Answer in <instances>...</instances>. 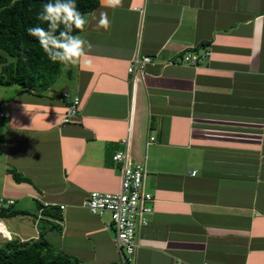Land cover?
Segmentation results:
<instances>
[{"label":"crops","instance_id":"crops-1","mask_svg":"<svg viewBox=\"0 0 264 264\" xmlns=\"http://www.w3.org/2000/svg\"><path fill=\"white\" fill-rule=\"evenodd\" d=\"M98 1L85 60L38 92L0 87V197L19 212L0 217V244L41 233L78 264H118L111 217L82 203L118 191L127 150L153 196L135 264H264V0ZM186 50L210 54L191 66L176 61ZM135 53L153 60L133 77ZM63 92L81 100L78 123L60 122Z\"/></svg>","mask_w":264,"mask_h":264},{"label":"trees","instance_id":"trees-1","mask_svg":"<svg viewBox=\"0 0 264 264\" xmlns=\"http://www.w3.org/2000/svg\"><path fill=\"white\" fill-rule=\"evenodd\" d=\"M47 0H0V86L17 85L22 90L38 92L52 85L63 65L50 62L33 37L25 29L39 21L36 14ZM85 14L98 7V0H77ZM46 26V25H45ZM25 56L27 59H25ZM16 182L27 181L11 172ZM19 213L0 208V217ZM51 229L60 231L58 226ZM77 258L53 247L39 235L37 239H10L0 244V264H78ZM117 264V263H109ZM119 264V263H118Z\"/></svg>","mask_w":264,"mask_h":264},{"label":"built area","instance_id":"built-area-1","mask_svg":"<svg viewBox=\"0 0 264 264\" xmlns=\"http://www.w3.org/2000/svg\"><path fill=\"white\" fill-rule=\"evenodd\" d=\"M210 52L202 54L183 51L175 56L176 61L197 66L204 62ZM153 58L148 55L135 53L129 61L127 71L133 77L142 74L146 66L152 63ZM62 98L67 101V106L61 118L62 124L78 123L80 121V98L68 92L62 93ZM2 105L0 103V109ZM0 117H9L6 112L0 111ZM153 138H150V142ZM127 144V139L122 140ZM113 160L120 164V186L117 192L91 191L84 199L82 205L92 215L109 212L111 229L115 233V241L120 252L119 264H135L136 231L148 222L152 213V194L145 188L147 170L143 161L135 160L127 150L118 151L113 155ZM11 198L0 197V208L13 205ZM54 205V204H53ZM49 204L45 203L44 207ZM60 205L59 208L63 209ZM178 264V263H177Z\"/></svg>","mask_w":264,"mask_h":264},{"label":"clouds","instance_id":"clouds-1","mask_svg":"<svg viewBox=\"0 0 264 264\" xmlns=\"http://www.w3.org/2000/svg\"><path fill=\"white\" fill-rule=\"evenodd\" d=\"M122 5L123 0H105L104 3L106 8L112 9ZM258 6L259 0H252L250 8ZM36 19L39 23L25 31L35 39L50 62L65 67L77 66L92 52L93 44L79 34L85 31L88 21L79 10L77 0H47L38 10ZM97 26L104 30L111 27L106 12L100 14Z\"/></svg>","mask_w":264,"mask_h":264},{"label":"rangeland","instance_id":"rangeland-1","mask_svg":"<svg viewBox=\"0 0 264 264\" xmlns=\"http://www.w3.org/2000/svg\"><path fill=\"white\" fill-rule=\"evenodd\" d=\"M3 56H6V53H5L2 49H0V57H3ZM15 86H16V85H15ZM0 87H6V86H0ZM104 215H105V218L110 217L108 212H106ZM6 241H7V240L3 241V243L6 242ZM57 249H58V248H57ZM60 250H61V249H60Z\"/></svg>","mask_w":264,"mask_h":264}]
</instances>
